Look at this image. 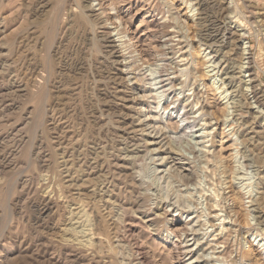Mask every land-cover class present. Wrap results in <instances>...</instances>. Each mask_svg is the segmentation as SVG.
Here are the masks:
<instances>
[{
	"label": "rangeland",
	"instance_id": "rangeland-1",
	"mask_svg": "<svg viewBox=\"0 0 264 264\" xmlns=\"http://www.w3.org/2000/svg\"><path fill=\"white\" fill-rule=\"evenodd\" d=\"M194 1L109 0L136 32L122 45L86 0H0V264H242L264 248V0L203 22ZM227 29L236 47L222 58Z\"/></svg>",
	"mask_w": 264,
	"mask_h": 264
},
{
	"label": "bare ground",
	"instance_id": "bare-ground-1",
	"mask_svg": "<svg viewBox=\"0 0 264 264\" xmlns=\"http://www.w3.org/2000/svg\"><path fill=\"white\" fill-rule=\"evenodd\" d=\"M97 2V6L99 7V9H97V10H95L94 9V2ZM196 1V6L198 7V18H199V20L200 21H206V19H209L210 18V13H212V10L213 9H215V8H218V9H223V10H225V12L227 11V9H228V6H229V3L231 4V3H233V1L231 0L230 2H228L227 0H195ZM194 1V2H195ZM93 2V3H92ZM46 5V4H45ZM112 5V4H111ZM85 7H87V9H88V12H87V14L88 15H85V16H87V17H92V18H95V20H96V18H103V20H102V24H103V22L104 23H107L110 19H114L115 21L114 22H117V25L116 26H114V30L115 31H117L118 32V35H120L119 37H118V39H120V42H121V44L122 43H124L125 42V38H124V34L125 35H127L126 33H128V38H127V41L128 42H131L132 40H134L135 38H136V32L134 31H128L127 32V30H125V31H122L121 32V28H120V21L118 20V18H117V12H115V13H112V12H108V13H106L107 11H106V8H107V10L111 7L110 6V3H109V0H107V2H106V0H86V6ZM109 7V8H108ZM100 10V11H99ZM111 10H114V8L113 7H111ZM216 10V9H215ZM222 10V11H223ZM217 12H218V10H217ZM219 12H220V10H219ZM85 13V12H84ZM213 14V13H212ZM114 15H116V18H115V16ZM119 16V15H118ZM163 17V16H162ZM91 18V19H92ZM198 20V19H197ZM111 21V20H110ZM129 21H131V20H129ZM162 21V20H161ZM165 21V20H164ZM155 23V22H154ZM110 24H113L112 22L110 23ZM105 25V24H104ZM108 25V24H107ZM149 25V24H148ZM160 25V24H159ZM212 25V24H211ZM150 26H151V24H150ZM149 26V27H150ZM127 27V26H126ZM155 27L157 28L158 26L156 25V23L155 24H152V26H151V28L152 29H155ZM103 28H104V26H103ZM106 28V27H105ZM124 28V27H123ZM164 28V27H163ZM160 29V28H159ZM151 30V29H150ZM158 30V29H157ZM156 30V31H157ZM163 31H165V30H163ZM162 31V32H163ZM172 31V30H171ZM240 31H244L243 29H241ZM116 32V33H117ZM151 32V31H150ZM153 32H155V30H153ZM152 32V33H153ZM160 32V31H159ZM166 32V31H165ZM205 32H206V29H205ZM104 33V32H103ZM156 33V32H155ZM154 33V34H155ZM158 33V32H157ZM224 33V32H223ZM98 34V33H97ZM101 34V33H100ZM160 35H161V33H159ZM162 34H165V33H162ZM206 34H208V33H206ZM118 35H116V36H118ZM168 35V34H167ZM214 35V34H213ZM235 35V31H232V30H230V29H227L226 30V33H225V36H227V40H229L230 39V41H229V43H226L224 46H220L219 44L218 45H216V44H214V45H216V46H214L215 47V49H217L215 52H217V54L219 55L218 57H222V58H224V57H227V56H230V55H233V47L235 46V45H232L233 44V41L231 40V39H233V38H231L232 36H234ZM242 36H244V33L243 34H241ZM153 36V35H152ZM162 36V35H161ZM165 36H166V34H165ZM207 36H209V35H207ZM211 36V35H210ZM209 36V37H210ZM222 36V35H221ZM126 37V36H125ZM162 38V37H161ZM211 38V37H210ZM213 39V38H212ZM211 40V39H210ZM243 38H242V42H241V47H239L240 48V51H241V56L243 57L242 59H243V63L244 64H246L247 66H246V69L247 70H249V59H250V53H249V49H248V47L245 45V43L243 42ZM101 41L103 42V46H105L106 48H108V55L111 57V58H118V54H119V50L117 49V45L115 44V42H114V39L112 40V36L110 35V34H103V36H102V38H101ZM126 41V42H127ZM165 41V40H164ZM153 43V42H152ZM221 43V42H220ZM126 44V43H125ZM131 44V43H130ZM213 44V43H212ZM123 45V44H122ZM128 45V44H127ZM132 45V44H131ZM117 46V47H116ZM125 47V46H124ZM132 47V46H131ZM158 46H156V48H157ZM236 47V46H235ZM127 48V47H126ZM129 48V47H128ZM146 49H147V51L148 50H153L154 49V47L153 46H151V44H149L148 43V45L146 46ZM138 50V49H137ZM159 50V49H158ZM133 51H135V46H134V50ZM146 51V52H147ZM142 52V51H141ZM133 53V52H132ZM139 53V52H138ZM150 53V52H149ZM148 53V54H149ZM159 53V52H158ZM141 54H143V53H141ZM152 54V53H151ZM156 54V53H155ZM138 55V54H137ZM147 57V56H146ZM106 58V57H105ZM145 60V59H144ZM226 61V60H225ZM126 62V61H125ZM219 62V61H218ZM146 63V62H145ZM242 63V64H243ZM113 64H116V65H118L119 64V61H117V60H114L113 61ZM155 64V63H154ZM152 65V64H150L149 66V68H151V67H154V66H157V64H155V65ZM160 65V64H159ZM222 67V71L224 72V73H222V74H224V76H225V78H224V80L225 81H227V83H228V85H229V87L230 88H232V87H234V82H235V76H236V72H235V68H234V61H233V59H230L229 58V61H228V63L227 64H222L221 65ZM127 67V66H126ZM146 68H148L147 66H146ZM220 68V69H221ZM31 70V69H30ZM155 70H157V69H155ZM238 72V71H237ZM151 76H154V74H155V72L153 71V69H151ZM158 74V73H157ZM250 74V73H249ZM204 76V75H203ZM207 76V75H206ZM119 78V77H118ZM117 78V79H118ZM155 78V77H154ZM253 78V77H252ZM116 79V80H117ZM156 80V79H155ZM237 80V79H236ZM159 81V80H158ZM249 81H250V83L251 84H253L254 83V81L252 80H250L249 79ZM121 83V82H120ZM213 83V82H212ZM150 84V83H149ZM160 84V83H159ZM150 86V85H149ZM156 86V85H155ZM250 86V85H249ZM251 87V86H250ZM256 87V85H252V87L251 88H255ZM181 88V87H180ZM219 88V87H218ZM59 89V88H58ZM223 89H224V87H223ZM21 91H25V89L23 88H21L20 89ZM217 90V89H216ZM222 90V89H221ZM225 90V89H224ZM253 90V89H252ZM212 91V90H211ZM219 91V90H218ZM254 91V90H253ZM164 91L163 90H160L159 91V93H163ZM264 92V91H263ZM219 93V92H218ZM217 93V94H218ZM256 93V92H255ZM222 94H224V93H222ZM150 95H151V93H150ZM261 95V94H260ZM257 96H259V95H257ZM159 97V96H158ZM262 97V96H261ZM121 98V97H120ZM123 98V97H122ZM223 98V97H222ZM127 99H129V98H127ZM126 99V97H125V100H127ZM142 99V98H141ZM145 99V98H144ZM148 99V98H147ZM158 99V98H157ZM261 98H259V100H260ZM264 99V98H263ZM223 100V99H222ZM262 100V99H261ZM260 100V101H261ZM228 101H230V100H228ZM258 101V100H257ZM127 102H128V100H127ZM63 103V102H62ZM226 103V102H225ZM257 103V102H256ZM263 103V102H262ZM264 104V103H263ZM57 105V104H56ZM219 104L218 103H216V102H210L209 103V107H210V109L211 108H220V106H218ZM262 105V104H261ZM260 105V106H261ZM208 106V105H207ZM227 106V105H226ZM115 107V106H114ZM113 107V108H114ZM121 107H122V110H126V111H129L130 109H131V107L130 106H123V105H121ZM208 107V108H209ZM173 108L174 107H171V109L173 110ZM226 108V107H225ZM116 109V108H115ZM117 110H118V108H117ZM168 110V109H167ZM212 110V109H211ZM219 110V109H218ZM242 110V109H241ZM240 110V111H241ZM119 111H121V110H119ZM155 111V110H154ZM160 111V110H159ZM169 111V110H168ZM168 111H166V109H163V114L165 113V114H167L168 115ZM178 111V110H177ZM122 112V111H121ZM212 113V112H211ZM119 114V113H118ZM242 114V113H241ZM122 115V114H121ZM124 115V114H123ZM126 115V114H125ZM186 115V114H185ZM185 115H183V116H180V120H182L183 122H186V125H187V120H186V117H185ZM240 115V114H239ZM161 116V115H160ZM242 116V115H241ZM61 117V116H60ZM131 117V115L129 116V118ZM128 118V119H129ZM107 119V118H106ZM125 119H126V117H125ZM99 123H101L100 122V119L98 118V120H97ZM132 121V120H131ZM174 123H176V122H174ZM173 123V124H174ZM128 124V123H127ZM126 124V125H127ZM64 125V124H63ZM128 125H132V123L131 124H128ZM127 127V126H126ZM133 127V126H132ZM176 130L178 129V128H180V129H182L183 127L180 125V123L179 122H177L176 123ZM55 128H56V126H55ZM125 128V127H124ZM128 128H129V126H128ZM131 128V127H130ZM57 129V128H56ZM60 129V128H59ZM53 130V129H52ZM132 131H134L133 129L131 130V132ZM138 131V130H137ZM134 133V132H133ZM130 134V133H129ZM232 139V138H231ZM65 150V149H64ZM138 157V156H137ZM118 160V159H117ZM127 160V159H126ZM120 161V160H119ZM172 161V160H171ZM127 162V161H126ZM129 162V161H128ZM173 162V161H172ZM112 163V162H111ZM92 164V163H91ZM115 164H117V163H115ZM93 165V164H92ZM120 170V172H124V173H126V176L128 175V177L129 178H135V176H134V174H132V171H134V170H132V171H130V169H128V167L129 166H126V164H125V161L122 163V164H120V163H118V165H116ZM93 167V166H92ZM91 167V168H92ZM134 168V167H133ZM105 170V169H104ZM103 170V171H104ZM102 171V170H101ZM93 172V171H92ZM100 172V171H99ZM106 172V171H105ZM136 172V171H135ZM118 173V172H117ZM90 174V173H89ZM120 175V174H119ZM124 175V174H123ZM120 177V176H119ZM123 177V176H122ZM138 177V176H137ZM118 178V177H117ZM124 178V177H123ZM126 178V177H125ZM137 179V178H136ZM135 179V180H136ZM118 180V179H117ZM126 180V179H125ZM90 181V180H89ZM134 182V181H133ZM139 182V181H138ZM132 183V182H131ZM138 184V183H137ZM136 184V185H137ZM67 185V184H66ZM139 185V184H138ZM135 187V186H134ZM142 187V186H141ZM138 188V187H137ZM140 189V188H139ZM110 191V190H109ZM115 191H117V190H115ZM111 192V191H110ZM113 194V193H112ZM117 194V193H116ZM250 194V193H249ZM248 194V195H249ZM110 195V194H109ZM108 196V195H107ZM234 197V196H233ZM119 198V197H118ZM236 198V199H235ZM235 200H237V201H235L234 203H236L235 205L237 206L236 208H234L235 209V211H234V215H235V217H237V223L239 222V219H242V221L243 222H247V213H245V207L243 206V198L244 197H242V196H240V195H238L237 197L235 196ZM247 198H249V197H247ZM114 199V198H113ZM138 199V198H137ZM138 201V200H137ZM113 203V202H112ZM137 203V202H136ZM121 204V203H120ZM210 205V204H209ZM125 208V207H124ZM141 208V207H140ZM257 208V207H256ZM127 209H128V207H127ZM139 209V208H138ZM211 209V208H210ZM78 210V209H77ZM124 210H126V208L124 209ZM123 210V211H124ZM131 210V209H130ZM140 210V209H139ZM207 210H209V209H207ZM217 209L215 208H213L212 207V212L214 213L215 211H216ZM219 210V209H218ZM260 210V209H259ZM220 211V210H219ZM251 211V210H250ZM253 211H255L254 209H253ZM210 212V211H209ZM124 213V212H123ZM126 213V212H125ZM212 214V213H211ZM220 214V213H219ZM257 214H258V219L259 220H261L262 219V217L260 216V212L259 211H257ZM126 215V214H125ZM231 215V214H230ZM249 215V214H248ZM131 216H133V215H131ZM211 216V215H210ZM217 215H215V216H213V217H216ZM219 216V215H218ZM217 216V217H218ZM142 217L144 218V219H147L148 220V222H150L151 221V219H150V217H149V215H147V213H145L144 212V214L142 215ZM234 217V216H233ZM255 217H257V216H255ZM257 219V218H256ZM217 220V219H216ZM225 221V220H224ZM222 222V221H221ZM234 222V221H233ZM236 223V222H235ZM221 224V223H220ZM247 224V223H246ZM259 224L260 225H264V220H261L260 222H259ZM258 224V225H259ZM186 228V227H185ZM222 228H223V225H222ZM225 230V229H224ZM132 231V229H131V227H128V232H131ZM174 231L175 232H183V227H176V228H174ZM185 231H187V230H185ZM192 232V231H191ZM195 233V232H194ZM172 234H174V233H172ZM189 234V233H188ZM222 234V233H221ZM175 236V235H174ZM180 236V235H179ZM219 236V235H218ZM215 239V238H214ZM224 239V238H223ZM223 239H222V242H223ZM88 241V240H87ZM214 241V240H213ZM221 241V240H220ZM219 242V241H218ZM217 242V243H218ZM221 243V242H220ZM185 245V244H184ZM213 245V244H212ZM218 246V245H217ZM175 247V246H174ZM249 248V247H248ZM216 250V249H215ZM189 252L188 253H190L191 254V252L192 251H190V250H188ZM225 251V250H224ZM223 251V252H224ZM222 252V253H223ZM228 252V251H227ZM256 252H257V254H255L254 255V250H252L251 248H249L247 251H246V253H243V255H242V264H264V248L263 249H261V247L258 245L257 246V249H256ZM224 254V253H223ZM230 255V254H229ZM224 257V256H223ZM142 261H144V259L142 258L141 259ZM196 260H194L193 262H195ZM197 262V261H196ZM190 263V262H189Z\"/></svg>",
	"mask_w": 264,
	"mask_h": 264
}]
</instances>
